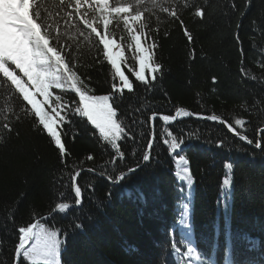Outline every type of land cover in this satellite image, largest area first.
Segmentation results:
<instances>
[{
  "label": "trees",
  "instance_id": "16d2710c",
  "mask_svg": "<svg viewBox=\"0 0 264 264\" xmlns=\"http://www.w3.org/2000/svg\"><path fill=\"white\" fill-rule=\"evenodd\" d=\"M108 4L140 13L133 27L146 47L155 45L152 63L161 66L162 78L158 73L152 83L147 73V85L136 80L125 14L109 16L105 29L93 10L97 0H81L79 11L76 0H31L30 14L76 74L78 87L89 95H110L119 84L87 20L122 44V70L133 90L116 94L113 107L123 131L113 148L86 118L71 114L79 97L69 86L50 89L53 101L59 95L67 105L58 128L62 154L31 105L0 73V264H14L20 227L62 203L75 204L73 178L84 170L106 180L81 174L80 208L60 211L36 230L56 233L57 264H264V135H258L264 129V0ZM8 67L28 83L10 62ZM178 109L216 115L254 145L261 141L262 149L234 139L216 122L182 118L165 127L154 121L151 159L143 165L151 117H174ZM174 143L182 145L174 149ZM140 167L114 185L121 173ZM226 186L231 190L223 205ZM20 264L33 263L22 254Z\"/></svg>",
  "mask_w": 264,
  "mask_h": 264
},
{
  "label": "snow or ice",
  "instance_id": "6c2138e0",
  "mask_svg": "<svg viewBox=\"0 0 264 264\" xmlns=\"http://www.w3.org/2000/svg\"><path fill=\"white\" fill-rule=\"evenodd\" d=\"M81 0H76L77 11ZM31 0H2L0 4V73L3 77L8 78L11 84L19 90L23 95V100L31 105L32 111L38 118L39 124L46 131L47 135L51 137L55 145L59 147L63 154L65 149L61 142V135L58 128L66 121L67 113L62 115V110L67 105H61V97L57 95L53 101L51 98L53 93L50 91L52 88L63 89L69 86L79 97V106L74 108L71 114L78 113L80 117H84L95 129L99 131L100 136L105 141L112 144L116 148V141L120 138L123 131L121 124L117 122V111L113 105L117 102V93L123 94L125 90L132 91L133 83L130 82L128 76L122 70V65L126 62L125 52L122 44H117L115 40L110 39L107 33L101 34L93 24L87 20L85 23L91 28L93 33L99 37V43L103 45V54L107 59L108 64L113 70V75L118 79L119 84H113L112 93L105 95H89L86 91L78 87V78L76 74L71 71L68 65L64 62V58L57 51L55 47L49 46V40L45 35L41 34L40 25L36 23L33 16L30 14ZM98 11L100 19L103 22L104 28L107 29L110 20L109 16L115 14L123 15V23L127 26L132 43L129 48L135 54V62L138 70L134 72L137 81L147 85L149 83L145 73L151 75V82L155 83L157 74L159 73L162 78V68L159 64L153 65V50L152 47H146L142 43V37L133 25L139 20L140 13L136 15H129L131 6H117L109 8L108 0H97V7L93 9ZM175 15V12H173ZM197 15L202 16V12H197ZM187 35V33H186ZM189 41L192 40L191 35H188ZM9 62L19 69L20 72L27 77L28 83L25 84L21 79L14 74L8 67ZM213 83H216V78L213 77ZM37 96L42 97L38 100ZM50 109L49 110H46ZM195 115L197 119H207L216 121L219 119L216 115L202 116L201 114H192L183 109H178L176 115L179 116ZM152 119H156L155 116ZM163 121L175 119L168 115L162 117ZM67 123L71 124V120ZM237 124L241 121L237 120ZM231 128V125H229ZM79 133H75L78 135ZM264 135V133H262ZM249 143L252 141L249 140ZM181 144H173L174 149H178ZM149 148L152 147V142L149 141ZM217 147H222V142L216 144ZM260 143H256V147H260ZM149 154H144L142 160L144 162L150 161ZM180 161L185 164L188 163L185 157H178ZM139 163V162H138ZM134 168H129V171H134ZM185 172H190L189 168L184 169ZM125 173H121L116 180L123 179ZM109 182H112L109 178ZM227 183V181H225ZM191 183V178H189ZM83 202L81 197V189L75 188V204H60L59 210L61 212L67 210L69 207H79ZM38 226L31 224L27 227H20L18 229L19 243L16 248L17 264H20L19 257L21 252L23 257L32 260L33 264H47L48 259L53 255L57 247L59 239L56 233L50 235L43 232L34 231ZM29 241H33L30 249H26ZM36 259H33V258Z\"/></svg>",
  "mask_w": 264,
  "mask_h": 264
},
{
  "label": "water",
  "instance_id": "95a60500",
  "mask_svg": "<svg viewBox=\"0 0 264 264\" xmlns=\"http://www.w3.org/2000/svg\"><path fill=\"white\" fill-rule=\"evenodd\" d=\"M184 111H186V110H184ZM186 112H189V111H186ZM155 117H156V119H152V117H151V130H152L151 142H152V147H153V144H154V125H153L154 121H158L162 126L170 127V126L174 125L178 120H180L182 118H189V119H191V120H193L195 122H199V123H211V122L219 123L226 130V132L231 137H233L234 139H237V140L241 141L242 143H244L245 145H247L248 147H250V148H252V149H254L256 151H261V149H262V142L261 141H258L261 146L260 147H256V145H254L253 143H249V140L244 135H242L240 133H237V132H234L233 130H231V128H229V126L223 120H221L220 118L218 120H216V121H211V120H207V119H197L195 117V115L183 116L182 113L179 116H177L176 113H175V115H174L175 119L169 120V121H163L162 117H159V116H155ZM262 133H264V129L259 130V132H258L259 137H260V135H262ZM152 147L149 148V146H148V149H147V152H146L147 154L152 149ZM145 164H146V162L143 161V165H145ZM140 169H141V167L138 168V169H135L134 171L126 172L124 174L123 178L134 174L135 172H137ZM81 174H93V175H95L97 177H100V178L106 180V178L104 176H102L100 174L93 173V172L88 171V170H84V171L78 172L73 178V193H74V196H75V188H76L77 179H78V177ZM120 180H122V179L117 180V182L114 183V185H117ZM80 206L79 207L72 206V207H69L68 209L80 208ZM59 212H60V210H59V207H58L52 214H50L49 216H46V217L38 220L35 224L38 226L39 224H42V223L46 222L49 218H52L53 216H55ZM36 229H34V231H36ZM32 243H33V241H29L28 244L26 245V249H29L30 246L32 245ZM21 256H22V252H21V255L19 257V260H21ZM14 264H17L16 253H15V262H14Z\"/></svg>",
  "mask_w": 264,
  "mask_h": 264
},
{
  "label": "rangeland",
  "instance_id": "374dc122",
  "mask_svg": "<svg viewBox=\"0 0 264 264\" xmlns=\"http://www.w3.org/2000/svg\"><path fill=\"white\" fill-rule=\"evenodd\" d=\"M120 15H121V14H120ZM120 15H119V16H120ZM0 28H2V25H0ZM145 75H147V72L145 73ZM230 190H231L230 186H226V187L223 189L222 193H221V197H222V203H223V205H226V199H227V197H228L229 194H230ZM57 252H58V248L56 247V249L54 250L53 255L48 259L47 264H57V263L55 262V256H56ZM33 259H36V258L34 257ZM31 263H33L32 260H31ZM41 264H44V262L41 261Z\"/></svg>",
  "mask_w": 264,
  "mask_h": 264
},
{
  "label": "bare ground",
  "instance_id": "6f19581e",
  "mask_svg": "<svg viewBox=\"0 0 264 264\" xmlns=\"http://www.w3.org/2000/svg\"><path fill=\"white\" fill-rule=\"evenodd\" d=\"M91 175V174H90ZM244 247V246H243ZM257 250V249H256ZM246 252V251H245ZM250 254H251V252H250ZM251 257V256H250ZM256 261V260H255ZM262 262V261H261ZM263 264V263H262Z\"/></svg>",
  "mask_w": 264,
  "mask_h": 264
}]
</instances>
